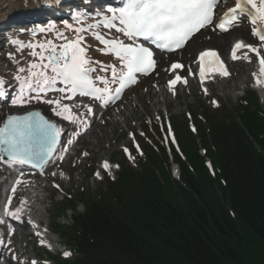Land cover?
<instances>
[{
	"label": "trees",
	"instance_id": "1",
	"mask_svg": "<svg viewBox=\"0 0 264 264\" xmlns=\"http://www.w3.org/2000/svg\"><path fill=\"white\" fill-rule=\"evenodd\" d=\"M237 113L240 124L212 131L214 178L183 143L180 182L162 150L106 182L67 229L68 264H264V111L249 93Z\"/></svg>",
	"mask_w": 264,
	"mask_h": 264
},
{
	"label": "snow or ice",
	"instance_id": "2",
	"mask_svg": "<svg viewBox=\"0 0 264 264\" xmlns=\"http://www.w3.org/2000/svg\"><path fill=\"white\" fill-rule=\"evenodd\" d=\"M218 2L219 0H124L123 7L118 10L107 9L110 16L104 27H115L118 23L116 31L131 41L128 43L117 38L106 39L99 33L95 34V40L104 45L102 51L115 56L120 66L119 72L111 64L100 67V62L93 61L88 55V49L82 42L91 26L73 28L72 25L65 24V28L72 32L74 39L57 29L54 35L57 39L64 40V43L54 45L52 40H48L38 45H28L32 49L39 48V53L35 50L30 53L38 62H30L27 68L17 69L14 78L18 82L19 92L11 103L14 106H23L26 103V94L34 92L36 98H40L49 91H56L61 94L60 98L48 99L46 103L55 105L53 111L57 116L75 123L72 108L63 101L73 100L76 96H86L99 101L101 106H106L120 99L124 89L137 82V74L148 75L149 70L155 66L153 52L142 43H137L138 39L142 38L143 41L169 52L181 49L196 33L213 23V11ZM242 17H246L252 25V36L264 44V27H261L264 25V0H235V6L224 13L221 22L215 27L226 32ZM73 18L79 20V17ZM54 27L49 24L46 28L38 30L41 33L52 32ZM242 48L256 53L259 57L260 76L264 77V54L256 47L238 41L232 49V58L236 59L237 50ZM206 57L216 58L217 71L222 77L229 75L224 65L219 62L215 51H201L199 54L201 81L205 79L206 69L203 62ZM180 67V64L172 65L173 69ZM107 71L111 72L110 81L103 76L94 75ZM20 73H26V76L22 77ZM180 79L177 76L175 80L170 81V86ZM97 82L102 87H98ZM255 82L258 86L262 83L260 79H256ZM110 84H118V87L110 88ZM5 89L6 82L0 79V96L6 94ZM213 104L216 102L213 101ZM85 107L91 114L92 108L87 105ZM60 135L56 126L37 112L23 116L9 115L3 127H0V152L7 157L9 164L42 169L52 159ZM68 143H72V140L70 139ZM103 167L107 170L109 165L104 163ZM99 175L96 173L98 178ZM20 183L21 181L17 179L16 184ZM15 191L16 188L13 186L12 192ZM11 200L12 197L9 196L4 214L18 219L17 212L9 210ZM64 255L67 257L70 253L65 252ZM32 264L36 262L33 261Z\"/></svg>",
	"mask_w": 264,
	"mask_h": 264
},
{
	"label": "rangeland",
	"instance_id": "3",
	"mask_svg": "<svg viewBox=\"0 0 264 264\" xmlns=\"http://www.w3.org/2000/svg\"><path fill=\"white\" fill-rule=\"evenodd\" d=\"M22 1L24 0H15L7 5V1L0 4V13L7 9L8 13H11L12 9L18 8ZM224 36L226 39L223 35H215L208 30L196 37L182 53L173 57L158 59V69L154 76L142 80L138 86L126 92L122 101L114 108L97 112L92 129L80 138V141L74 147L75 149L73 148L74 150L70 151V158L65 159L61 164L58 163L61 170L67 174H64L63 178H59L57 174L53 175L54 171L50 170L47 176L49 178L56 176L58 182L36 178L29 183L26 191L29 194L27 199L33 200L34 203L28 215L31 217L33 224L39 225L41 223V228L48 224L50 228L54 220L60 225L70 226L72 220L70 210H65L59 215L55 214L56 211H61V207H59L61 205L58 202L65 198L67 194H73L84 201L87 195L88 199H91L97 192V183L104 181L103 174L99 175L98 178L96 174L93 175L91 172L94 170L95 173L103 160L117 161L123 165L119 151L127 146L130 147L129 143L132 142V136L136 138L135 135H139L138 140L141 146L151 142L147 133L159 144H161V140L164 143L166 138L164 135L166 131L165 124L168 117L176 119L175 123L179 127L175 125L174 129L178 139L181 141L188 139L192 142V140L196 141L198 137L196 134L191 135L188 132H183V120H185L183 116L189 112L194 118L198 115L196 113L202 114V111H211V108L215 107L211 105L212 100L217 101V106L222 104L226 108L232 109L239 103L247 89H257L256 94L259 103L264 109V88L255 84L252 80V76L255 78L256 75L264 79L260 76L259 57L253 52H244L238 62L228 64L232 76L229 80L215 81L203 88L197 86L193 80H188L185 85H181L175 92L165 90L164 81L169 77L167 66L171 61L178 60L181 62L184 66L182 74L187 77V70L192 66V58L199 50L213 48L225 56L232 40L240 38L246 42H252V38L243 24L236 26L235 29ZM258 50L261 52L264 47L259 46ZM6 56V50L0 48V76H9L10 78L12 74L10 75L7 72L14 71L15 67L11 65V60L7 59ZM43 107L36 109V111H39L42 116L51 121L49 118L51 113L44 110ZM2 110L0 124L4 117L23 111L11 110L7 106H4ZM201 125L204 129L205 124L201 122ZM145 129L147 133L143 132ZM201 153L199 151V154ZM72 154H74L73 161H71ZM81 155L85 158L82 159ZM74 159L76 160L74 161ZM114 174L112 178L115 177ZM55 185H59V187ZM54 206H57L55 210H53ZM77 211H82V205L77 206ZM57 240L60 243V239ZM14 243L17 244L20 251L24 248L22 253L24 252L27 259L33 256L37 259L47 257L44 251L36 249L27 235H18L14 238ZM45 247L47 249L54 248L51 245ZM254 264H258L256 259Z\"/></svg>",
	"mask_w": 264,
	"mask_h": 264
},
{
	"label": "bare ground",
	"instance_id": "4",
	"mask_svg": "<svg viewBox=\"0 0 264 264\" xmlns=\"http://www.w3.org/2000/svg\"><path fill=\"white\" fill-rule=\"evenodd\" d=\"M6 1H7V3H6V5H7L9 3H12L15 0H0V4H3ZM55 1L56 0H48L46 2L47 3H49V2H51V3L53 2L54 3ZM104 1H109V0H104ZM22 3H25V1H22ZM71 3L74 4V5H77L76 2H71ZM30 8H33V7H30ZM27 9H29V8H27ZM60 11H61L60 6H58L57 9H55V10H49V9H46V8L32 9V10H29V12H25L24 10H22V11H20L17 14L18 15L17 17L10 18L9 16H10L11 13H8V9H7L6 11L0 13V28L3 27L4 25H6L7 23H11L12 24L11 27L8 28V29H11V30H8L7 29L8 31H4L5 30L4 29V30L0 31V34L5 35V34H8L10 32L16 33L14 30L19 29V28H22V27H19V25L22 24V23H25L23 20H20V19H25L26 18L28 21L38 20V19L43 18V16L45 14H50L52 17H55V15L57 13H59ZM13 20H17V21H14L13 22ZM246 25H248V27L250 25V29H251L252 25L249 24L248 21H246ZM57 29L59 31L62 30V25L60 23H57ZM200 33L201 32H199V34ZM214 33L217 34V32H214ZM65 35L68 36L69 38L71 36L74 38L73 34H70L68 32H66ZM223 37L225 38L224 35H223ZM48 40H52V37L51 36H49V37H38L35 40V43H38V44L45 43ZM227 40H228V38H227ZM52 41H53V44L54 45L62 44V42H64V40H62V39H58L57 41H54V40H52ZM84 42H86L88 45H90V47H92V44H90V40L88 38H84V41L82 43H84ZM39 51L40 50H38L37 53H39ZM30 53L31 52H29V51H25L24 52V55L22 54V56L24 57V59H27V63L29 64L30 62H38V60L35 57H33ZM262 53L264 54V50H262ZM89 56L92 59H98V60H100L102 62H106L107 63V61H109V57L108 56L101 55L99 52H90L89 53ZM63 103H66L67 105H69V103H67V102H63ZM77 109L80 110V108H77ZM59 151L60 150L58 149L57 150V154H58ZM55 160H56V155L48 162V164L46 165V167L52 166L55 163ZM46 239H47V237H46ZM53 239H55V238L53 237Z\"/></svg>",
	"mask_w": 264,
	"mask_h": 264
}]
</instances>
